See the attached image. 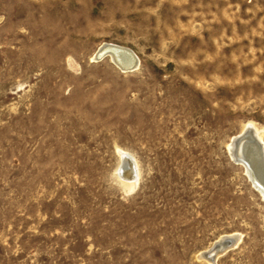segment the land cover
<instances>
[{
  "label": "rangeland",
  "instance_id": "obj_1",
  "mask_svg": "<svg viewBox=\"0 0 264 264\" xmlns=\"http://www.w3.org/2000/svg\"><path fill=\"white\" fill-rule=\"evenodd\" d=\"M248 123L264 142V0H0V264H212L229 235L216 264H264Z\"/></svg>",
  "mask_w": 264,
  "mask_h": 264
},
{
  "label": "bare ground",
  "instance_id": "obj_2",
  "mask_svg": "<svg viewBox=\"0 0 264 264\" xmlns=\"http://www.w3.org/2000/svg\"><path fill=\"white\" fill-rule=\"evenodd\" d=\"M109 52L112 63L120 69L121 72H131L139 65V59L136 54L129 48L121 47L112 43H103L94 54L96 61L101 60L103 54ZM244 139L238 146L235 155L236 141H239L243 135ZM259 143H257V142ZM228 150L237 165H243L247 171L248 177L255 188L260 191L264 198V142L258 132V129L251 123H248L239 135L232 136ZM121 151V150H120ZM121 164L117 168V175L130 187H135L138 181L139 170L134 158L127 152H120ZM245 162V163H244ZM238 240V236L229 235L220 240L209 249L201 252L199 257L206 261L216 264V259L226 249H230Z\"/></svg>",
  "mask_w": 264,
  "mask_h": 264
},
{
  "label": "water",
  "instance_id": "obj_3",
  "mask_svg": "<svg viewBox=\"0 0 264 264\" xmlns=\"http://www.w3.org/2000/svg\"><path fill=\"white\" fill-rule=\"evenodd\" d=\"M109 52H106L105 54H103V56L102 57H105L106 55H109L108 54ZM102 59V58H101ZM246 134H247V132L245 133V135H243L242 136V138L239 140V141H236V146H235V155H239L238 153H237V149H238V146H239V144L244 140V139H246ZM257 142V141H256ZM258 143V142H257ZM259 144V143H258ZM245 163V162H244Z\"/></svg>",
  "mask_w": 264,
  "mask_h": 264
}]
</instances>
